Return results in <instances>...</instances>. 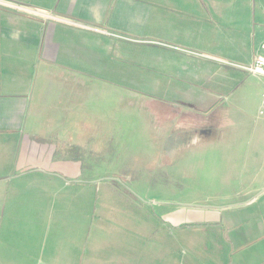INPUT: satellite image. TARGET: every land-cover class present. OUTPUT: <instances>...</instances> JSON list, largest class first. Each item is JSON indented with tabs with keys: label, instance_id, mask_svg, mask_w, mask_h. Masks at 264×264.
I'll list each match as a JSON object with an SVG mask.
<instances>
[{
	"label": "rangeland",
	"instance_id": "rangeland-1",
	"mask_svg": "<svg viewBox=\"0 0 264 264\" xmlns=\"http://www.w3.org/2000/svg\"><path fill=\"white\" fill-rule=\"evenodd\" d=\"M4 2L6 10L23 17L112 36L123 51L116 54L115 71L106 67L112 79L80 74L78 81L64 71L68 83H50L46 94L40 93V105L44 96L46 101L38 137L51 148H65L57 157L66 160L63 167L69 171L77 159L79 177L64 174L73 181L64 189L54 185L46 194L30 193L36 207L20 210L19 218L42 216V202L53 207L49 217L56 220L86 212L87 218L80 217L83 227L51 224L64 233L52 238L61 234L58 238L75 259L83 257V264H188L189 253L202 250L210 233L206 219L229 215L211 209L226 206L224 196L242 193L243 186L236 184L242 164L264 151V77L239 75L236 88L222 98L221 66L202 61L194 51L167 44L165 50L136 47L130 54L128 42L133 41L122 34ZM180 57L186 70L188 59L197 58L196 80L175 77L180 65L173 61ZM207 137L212 140L206 142ZM228 160L237 164L231 176L223 169ZM50 180L57 184L60 178L45 179Z\"/></svg>",
	"mask_w": 264,
	"mask_h": 264
},
{
	"label": "crops",
	"instance_id": "crops-1",
	"mask_svg": "<svg viewBox=\"0 0 264 264\" xmlns=\"http://www.w3.org/2000/svg\"><path fill=\"white\" fill-rule=\"evenodd\" d=\"M4 1L122 34L133 41L128 42L130 54L136 47L165 50L167 44L194 51L202 61L221 66L225 75L221 90L226 94L221 96L225 98L236 88L239 75L246 74L230 64L251 65L257 55L264 54V0H0V264H83V257L75 259L65 240L58 238L64 234L62 229H53L51 224L80 223L83 227L81 218L85 219L86 212L81 218L67 216L65 220L57 215L56 220L49 217L53 207L42 202L38 206L42 216L19 218L20 210L36 207L30 193L46 194L54 185L64 189L73 183L64 174L79 177L77 159L69 171L63 167L66 160L57 157L65 148H51V143L38 137L44 128L39 127V119L46 96L43 105L38 99L50 83H68L67 71L72 77L76 74L78 81L82 74L92 76L91 80H100L94 77L102 74L112 79L106 67L115 71L116 54L123 51L112 36L63 21L23 17L6 10L4 4L9 3ZM119 42L120 46L126 43ZM182 60L186 59L173 61L180 65L173 70L175 77L196 80L197 58L188 59L187 70ZM38 69L44 79L38 78ZM235 164L228 160L223 166L227 175L235 172ZM242 166L236 181L243 186L242 193L224 196L227 205L211 209L229 215L214 213L206 219L210 233L202 250L189 253L188 264H264V151L250 156ZM50 177L60 181H45ZM45 232V238L38 236ZM53 233L61 234L52 238Z\"/></svg>",
	"mask_w": 264,
	"mask_h": 264
},
{
	"label": "built area",
	"instance_id": "built-area-1",
	"mask_svg": "<svg viewBox=\"0 0 264 264\" xmlns=\"http://www.w3.org/2000/svg\"><path fill=\"white\" fill-rule=\"evenodd\" d=\"M262 50L264 52V45L262 46ZM230 66H233L246 74L252 75V76H261L264 77V54H259L254 59V62L251 65H236V64H230ZM263 111H261V114Z\"/></svg>",
	"mask_w": 264,
	"mask_h": 264
}]
</instances>
